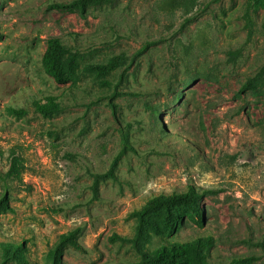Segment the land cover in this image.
<instances>
[{"label":"rangeland","instance_id":"rangeland-1","mask_svg":"<svg viewBox=\"0 0 264 264\" xmlns=\"http://www.w3.org/2000/svg\"><path fill=\"white\" fill-rule=\"evenodd\" d=\"M68 1L0 0V264H24L8 245L26 264H52L47 253L76 228L62 264L139 262L112 236L134 237L133 211L189 186L220 190L204 201L205 227L148 248L212 235L214 264H264V7L120 0L86 18L48 9ZM51 37L80 53L73 82L43 70ZM121 54L126 64L106 75L88 70ZM258 77L257 90L239 93ZM44 97L57 98V116L34 110ZM15 153L19 180L7 177Z\"/></svg>","mask_w":264,"mask_h":264},{"label":"trees","instance_id":"trees-1","mask_svg":"<svg viewBox=\"0 0 264 264\" xmlns=\"http://www.w3.org/2000/svg\"><path fill=\"white\" fill-rule=\"evenodd\" d=\"M120 0H70L68 2H53L49 4V10L58 12L77 14L82 18L92 9L113 6ZM219 2L221 0H215ZM247 11L264 7V0H246ZM47 46L42 58L44 72L54 79L57 84H67L75 80V73L79 66V52L67 46L60 37H51L47 40ZM150 43H147L142 50H147ZM140 50V51H142ZM141 53V52H140ZM127 56L124 54L115 56L107 62H101L88 66V70L97 75H106L121 66L125 65ZM259 78L250 79L244 84L239 93L257 90L260 83ZM34 110L42 117L50 118L57 116L61 112V105L56 97H44L34 100L32 103ZM16 116L24 115L23 110L15 108L8 109ZM22 158L13 154L11 166L7 173L8 178L19 180L22 174ZM112 176V171L106 175H96L104 178ZM98 182V180H97ZM220 190L213 188H202L189 186L185 191L172 193H161L151 197L140 209L133 211L130 217L137 221L136 234L134 237L114 235L111 242L121 241L132 244L141 256V261L130 264H214L211 261V251L216 246L214 236H202L189 242H175L165 240L164 244L155 250H150L148 245L155 237L168 239L186 229L188 224H195L201 228L206 224V211L203 206L204 201L209 196H216ZM81 233V228H76L62 234L54 246L50 249L48 259L52 264H62L61 260L66 249L70 246H77V238ZM264 248V245H261ZM9 247V248H8ZM19 246H5L4 253L8 257L10 254L18 256L21 262L25 259L19 254ZM258 257L234 255L227 257L226 261L216 264H255ZM4 264V263H3Z\"/></svg>","mask_w":264,"mask_h":264}]
</instances>
